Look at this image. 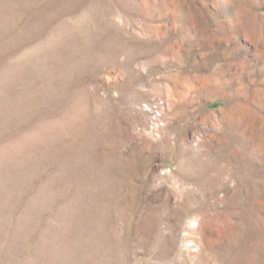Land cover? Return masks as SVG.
<instances>
[{"label": "rangeland", "instance_id": "374dc122", "mask_svg": "<svg viewBox=\"0 0 264 264\" xmlns=\"http://www.w3.org/2000/svg\"><path fill=\"white\" fill-rule=\"evenodd\" d=\"M0 264H264V0H0Z\"/></svg>", "mask_w": 264, "mask_h": 264}]
</instances>
